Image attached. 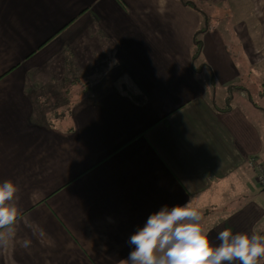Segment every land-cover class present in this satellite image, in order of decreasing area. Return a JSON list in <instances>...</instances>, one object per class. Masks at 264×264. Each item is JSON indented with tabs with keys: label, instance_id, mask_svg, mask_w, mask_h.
Instances as JSON below:
<instances>
[{
	"label": "crops",
	"instance_id": "0c3cea01",
	"mask_svg": "<svg viewBox=\"0 0 264 264\" xmlns=\"http://www.w3.org/2000/svg\"><path fill=\"white\" fill-rule=\"evenodd\" d=\"M251 158L264 0H0V182L19 186L0 264H123L189 200L213 238L264 235Z\"/></svg>",
	"mask_w": 264,
	"mask_h": 264
},
{
	"label": "clouds",
	"instance_id": "9594fccd",
	"mask_svg": "<svg viewBox=\"0 0 264 264\" xmlns=\"http://www.w3.org/2000/svg\"><path fill=\"white\" fill-rule=\"evenodd\" d=\"M19 186L0 182V246L10 245L19 211L13 203ZM198 207L164 206L130 236L131 250L123 264H259L264 258V235L231 229L213 238L203 226ZM215 241V242H214Z\"/></svg>",
	"mask_w": 264,
	"mask_h": 264
},
{
	"label": "built area",
	"instance_id": "2783aa9c",
	"mask_svg": "<svg viewBox=\"0 0 264 264\" xmlns=\"http://www.w3.org/2000/svg\"><path fill=\"white\" fill-rule=\"evenodd\" d=\"M249 165L254 167L258 172V182L264 187V167H261L256 158L249 160Z\"/></svg>",
	"mask_w": 264,
	"mask_h": 264
},
{
	"label": "trees",
	"instance_id": "16d2710c",
	"mask_svg": "<svg viewBox=\"0 0 264 264\" xmlns=\"http://www.w3.org/2000/svg\"><path fill=\"white\" fill-rule=\"evenodd\" d=\"M187 4L189 5H193L192 3L190 2H186ZM204 31V28L201 29L198 33H197V36L199 34H201L202 32ZM195 53H194V60H196V58H198L200 56V53H201V50H202V42L200 41V39H198V37H196L195 39Z\"/></svg>",
	"mask_w": 264,
	"mask_h": 264
}]
</instances>
